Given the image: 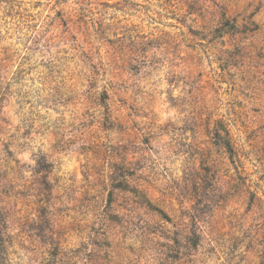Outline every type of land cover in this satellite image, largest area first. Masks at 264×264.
I'll use <instances>...</instances> for the list:
<instances>
[{"label":"rangeland","instance_id":"rangeland-1","mask_svg":"<svg viewBox=\"0 0 264 264\" xmlns=\"http://www.w3.org/2000/svg\"><path fill=\"white\" fill-rule=\"evenodd\" d=\"M0 264H264V0H0Z\"/></svg>","mask_w":264,"mask_h":264}]
</instances>
